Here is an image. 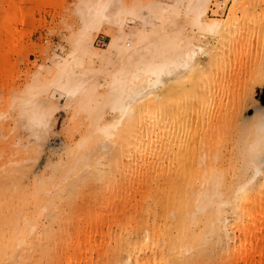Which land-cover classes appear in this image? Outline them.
<instances>
[{
	"label": "bare ground",
	"instance_id": "1",
	"mask_svg": "<svg viewBox=\"0 0 264 264\" xmlns=\"http://www.w3.org/2000/svg\"><path fill=\"white\" fill-rule=\"evenodd\" d=\"M225 4L76 1L78 21L66 24V48L53 51L49 66L34 69L12 97L7 90L10 110L0 116L11 117L17 131L19 122L38 128L63 98V107L90 125L75 143L72 162L78 171L76 164L87 160L89 173L75 191L57 166L30 192L19 182L34 172L30 166L1 169L0 264H166L218 228L241 239L247 221L264 209V56L221 67L222 53L229 57L245 44L249 17L246 0H231L225 16H216ZM6 8L3 21L16 15L15 0ZM102 26L111 30L98 49L93 38ZM119 185L123 195L138 192L139 216L117 219L118 205L104 232L89 211L91 218H80L86 226L74 232L81 189H103L107 203ZM44 210L56 229L47 222L40 227ZM112 221L118 236L103 250L98 243L109 240ZM94 249L100 252L95 260L89 257Z\"/></svg>",
	"mask_w": 264,
	"mask_h": 264
},
{
	"label": "rangeland",
	"instance_id": "2",
	"mask_svg": "<svg viewBox=\"0 0 264 264\" xmlns=\"http://www.w3.org/2000/svg\"><path fill=\"white\" fill-rule=\"evenodd\" d=\"M8 1L0 0V110L6 111L10 110L7 108L12 97L11 94L21 88L28 79L27 77L32 76L34 69L39 68L40 65L42 69H45L51 62V53L53 51L61 52L66 48V24L70 21L74 23L78 21L74 10L77 0H15L16 15L3 21V15L8 9L6 8ZM225 2L226 4L222 7H217L220 9V14L216 16H225L227 13L231 0H225ZM246 2L248 4L244 5L245 13L249 17L245 18L246 21L243 24V30L246 33L245 44L242 48H238L237 53L230 54L229 57L222 53L223 64L222 60L219 62L222 64L221 67L225 65V62H229V66L231 63L233 65L236 63V67H240L242 62L249 65L251 62L256 63L261 59V56H264V20H262L264 15H262V19H259L260 15L264 14V0H246ZM212 7L214 4L213 6L210 4V8L214 9ZM20 15L22 20L19 18ZM109 30L111 29L102 26L94 33L93 45L96 48L102 49L108 42ZM204 58V62L207 63V57ZM245 64L243 63V65ZM227 66L225 68L231 69ZM7 90L11 96L9 98ZM4 91H6V97H4ZM260 96L264 97V86L261 88ZM57 101L61 108H58L49 120H45V123L43 121L38 128L29 130L25 126L21 127L20 122L16 121V124L19 122L17 125L19 131H17L12 125L11 117L0 116V172L1 169L8 166L9 168L18 165L30 166L34 172L20 176L19 180L20 185L28 188L30 192L40 184L47 183L53 177V170H56L57 166L65 170L64 174L70 180L71 185L74 184L75 191L85 183V178L87 179L89 173L90 166L86 164L87 160L82 161V164H76L80 169L78 171L72 168L74 167L72 162L75 143L81 134L90 131V125L78 115L74 118L71 109L68 106L63 107V98L58 97ZM255 107L256 104L250 106L248 111L255 114ZM8 111L5 113L8 114ZM112 117L113 115H109V118ZM7 129L9 131L4 133ZM77 172L78 175L81 173L80 176L77 175ZM82 174L83 179H81ZM259 177L260 175L256 177V180ZM118 178L120 180L122 177ZM147 185L150 189L154 188L151 181L147 182ZM118 187L122 196L124 187L120 185ZM115 189L113 196L115 194L117 198L114 197L115 199L112 198L107 203H103V197H106L107 194L103 189L99 187L94 189L91 186L86 187L85 190L81 189L79 198L81 197L82 206L76 213L77 215L75 214L74 232L86 226L88 221H82L80 218H91L88 215L89 211L94 215L93 218L97 219L96 224L104 232L109 226L107 221L110 214L118 205L121 207L115 215L117 219H122V216L130 214L134 218L139 216L138 192L131 191L129 196L123 195L119 198L120 194ZM132 189L134 188L132 187ZM103 194L105 195L103 196ZM26 211L32 218L34 214L32 201L27 202ZM39 219L40 227L41 224L47 222L52 229L57 228V223L50 221L45 210L39 215ZM119 221L122 222V220ZM112 222L114 225L110 224L109 240L107 241L104 236V239L102 238L103 240L101 239L98 243V246L105 245L103 250L107 247L109 250L115 242L116 238L114 239V237L118 236L115 222ZM194 230L195 232L199 231L197 227ZM113 231L114 234H112ZM228 232L229 230L218 228L216 233H207L204 240H197L189 246H183L180 252L168 258L166 264H264V209L258 211L253 218L247 221L240 234L241 239L239 237L232 239V234H227ZM98 250L94 249L89 257L93 260L99 257ZM98 264L103 263L98 261Z\"/></svg>",
	"mask_w": 264,
	"mask_h": 264
}]
</instances>
